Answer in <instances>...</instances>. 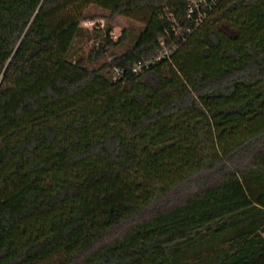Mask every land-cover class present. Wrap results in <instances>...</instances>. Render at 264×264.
Segmentation results:
<instances>
[{"label":"trees","instance_id":"16d2710c","mask_svg":"<svg viewBox=\"0 0 264 264\" xmlns=\"http://www.w3.org/2000/svg\"><path fill=\"white\" fill-rule=\"evenodd\" d=\"M0 264H264V0H0Z\"/></svg>","mask_w":264,"mask_h":264},{"label":"rangeland","instance_id":"374dc122","mask_svg":"<svg viewBox=\"0 0 264 264\" xmlns=\"http://www.w3.org/2000/svg\"><path fill=\"white\" fill-rule=\"evenodd\" d=\"M88 13L94 19L82 23L84 32L76 39L72 56L73 59L82 61L91 69H98L103 64L109 63L113 57L131 49L143 29V25L133 18L117 16L108 20L106 17L109 14L97 8H91ZM154 17L168 35L175 36L178 33L172 28L173 19L167 10L166 12L156 11ZM109 29H112L110 40L115 46H111L107 52H101V43ZM196 187V185H190L188 189L185 188L187 190H181V193L194 192ZM177 197L173 199L176 200Z\"/></svg>","mask_w":264,"mask_h":264}]
</instances>
